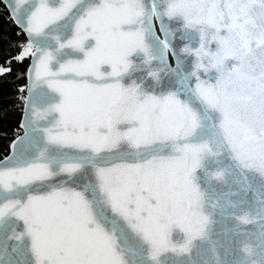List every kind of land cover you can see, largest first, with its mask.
<instances>
[{
	"label": "snow or ice",
	"instance_id": "obj_1",
	"mask_svg": "<svg viewBox=\"0 0 264 264\" xmlns=\"http://www.w3.org/2000/svg\"><path fill=\"white\" fill-rule=\"evenodd\" d=\"M0 13V264H264V0Z\"/></svg>",
	"mask_w": 264,
	"mask_h": 264
},
{
	"label": "trees",
	"instance_id": "obj_2",
	"mask_svg": "<svg viewBox=\"0 0 264 264\" xmlns=\"http://www.w3.org/2000/svg\"><path fill=\"white\" fill-rule=\"evenodd\" d=\"M9 32L13 34L15 32L14 25L11 24L9 20L6 19L5 14L0 13V33ZM15 38V36H13ZM3 48L0 47V59L3 57ZM10 79V78H3ZM22 82V81H21ZM14 85L3 84L0 86V132L9 131L14 128L19 119V112L11 106L15 103L14 96ZM8 108L7 115L3 114V109ZM8 143L7 139L0 137V155L3 154L4 146Z\"/></svg>",
	"mask_w": 264,
	"mask_h": 264
}]
</instances>
